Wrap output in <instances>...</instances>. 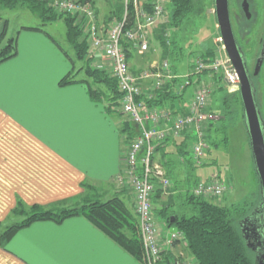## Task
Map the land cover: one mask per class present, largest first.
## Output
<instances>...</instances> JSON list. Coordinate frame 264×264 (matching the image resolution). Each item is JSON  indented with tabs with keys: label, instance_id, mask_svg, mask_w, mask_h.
I'll list each match as a JSON object with an SVG mask.
<instances>
[{
	"label": "crops",
	"instance_id": "0c3cea01",
	"mask_svg": "<svg viewBox=\"0 0 264 264\" xmlns=\"http://www.w3.org/2000/svg\"><path fill=\"white\" fill-rule=\"evenodd\" d=\"M89 2L101 22L113 10L110 0ZM22 28L16 55L0 63L1 225L9 220L17 200L26 206H48L82 194L83 183L108 184L120 172L127 146L119 118L105 110L102 100H93L88 84L80 81L87 78L78 76L81 66L75 68L66 52L41 31ZM4 31L8 37V21L0 17V35ZM133 53L130 66L138 70L152 60L145 64ZM70 72L77 81L60 84ZM190 96L186 90L172 107H185ZM154 159L160 162V153ZM126 197L134 211L130 193ZM181 248L185 251L174 243L166 253L175 258ZM0 264L144 263L84 217L72 216L18 229L0 245Z\"/></svg>",
	"mask_w": 264,
	"mask_h": 264
},
{
	"label": "trees",
	"instance_id": "16d2710c",
	"mask_svg": "<svg viewBox=\"0 0 264 264\" xmlns=\"http://www.w3.org/2000/svg\"><path fill=\"white\" fill-rule=\"evenodd\" d=\"M50 2L51 0H0V5L9 9L24 7L39 18L42 25L58 19L63 20L66 40L74 49L75 57L83 62V66L79 68V71H83L87 78L80 81L88 84L89 96L95 101L102 100L107 112L118 114L119 116L122 115L118 110V101L121 98V94L118 91L116 79L111 77L106 71L91 67L90 60L86 59L88 42L82 30L75 23V17L57 13L51 7ZM197 4L198 0H169L168 22L158 25L153 30V40L161 48V58L167 59L168 54L171 52V42L169 37L165 36L166 31L178 27L185 18L193 13ZM122 12V0H115L111 14L103 23L107 24L113 18H120ZM28 29L40 30L39 27H28ZM133 51L131 48L127 50L126 47V56L129 64L134 54ZM16 53V36L5 37V31L2 32L0 35V63L12 58ZM199 57L213 59L215 54L213 50H206ZM130 69L133 72L140 70L136 69L135 66H130ZM207 74L211 75L205 72L203 77H206ZM211 78L215 82L221 80L220 76L214 74L211 75ZM87 79L90 80V83ZM75 81L77 80L74 78V74L70 72L60 80V84L64 85ZM175 82L173 81L163 89L156 91L154 98L147 101L148 105L151 107L167 106L173 108L172 103L176 99H182L183 94L188 90L184 88L182 93L176 94L173 91V86L176 85ZM92 85H102L105 89L99 90L98 87L93 88ZM222 99L225 113L231 114L238 105L241 107L242 118H244L239 90L226 94ZM214 126L215 124H208L206 138L208 147L204 158L209 154L210 149L217 147L220 142L224 145L227 144L226 132L228 125L224 123L217 128ZM119 131L126 145L138 134L137 126L128 120L120 122ZM212 131L222 136L220 142L213 137ZM190 141V135L185 134L181 139L167 138L156 147L155 154L160 153L159 161L164 166L172 183V187L169 189H172V194L164 201L161 199L162 190L155 185L151 195V202L156 218L164 223L166 227L175 229L182 234L185 242L183 247L194 261V264H252L250 252L244 244L237 220L253 204L245 201L242 205L233 203L226 206L214 203L212 199L195 196L193 194V186L198 180L195 179L191 182L190 171L213 161L208 162L205 159L206 161L202 164L194 162L188 150ZM180 166L187 170V174L182 180L184 181L183 183H181L176 169ZM82 187H90V190H95L93 185L86 183H83ZM123 194V190L116 191L103 200L97 198L99 196L95 194L89 196L80 194L72 198L56 201L48 206L37 204L26 206L22 201L17 200L10 214L22 217V219L6 224L3 227V230L0 231V245L3 246V243L10 239L18 229L35 221L50 220L59 223L68 217L82 216L122 249L144 263L137 216L128 201H126V195ZM25 206L28 208L25 209ZM1 226L0 224V228ZM175 263L176 259L166 253L163 255L160 264Z\"/></svg>",
	"mask_w": 264,
	"mask_h": 264
},
{
	"label": "built area",
	"instance_id": "2783aa9c",
	"mask_svg": "<svg viewBox=\"0 0 264 264\" xmlns=\"http://www.w3.org/2000/svg\"><path fill=\"white\" fill-rule=\"evenodd\" d=\"M122 2L121 17L113 18L107 24L99 21L89 1L51 0L50 5L57 13L75 17V23L88 42L86 59L90 60L92 68L106 71L116 79L121 94L118 110L126 120L137 126L138 134L126 146L123 166L114 181L132 190L144 264H160L163 255L174 243L185 245V242L179 231L169 230L153 212L151 195L155 185L163 193L172 187L164 166L154 159L156 147L167 138L181 139L189 134L190 157L200 163L208 147V124L218 119L213 111L208 110L212 87L203 73L224 78L231 91L239 90V78L226 55L213 59L198 56L191 62L190 71L183 75L177 73L165 58L152 59L147 66L133 72L127 60L126 47L140 55L151 51V48L154 51L153 30L168 22L169 0ZM169 31H166V37H169ZM218 40L221 41L220 37ZM173 81H176L173 86L176 93L191 88V96L185 107L149 106L147 101L154 98L155 92ZM224 189L215 176H210L195 183L193 194L217 200L224 194ZM174 259L175 264H194L192 259L181 262L177 257Z\"/></svg>",
	"mask_w": 264,
	"mask_h": 264
},
{
	"label": "rangeland",
	"instance_id": "374dc122",
	"mask_svg": "<svg viewBox=\"0 0 264 264\" xmlns=\"http://www.w3.org/2000/svg\"><path fill=\"white\" fill-rule=\"evenodd\" d=\"M114 1L115 0H110V2ZM250 2L256 5L255 9L257 11V17L255 22H253L249 27H244L242 32H238L239 28L233 21L232 26L234 33L241 41V47L244 48L246 52L248 68L252 71L264 32V0H250ZM231 6L233 7L234 5ZM213 8V0H198V4L196 5L193 13L185 18L178 27L170 29L169 40L171 42V52L168 54L167 59L177 73L181 75L187 74L190 71L189 66L191 62L206 50H213L215 57L217 58H223L226 55L222 48L221 41L218 40L219 32L216 26ZM0 17L8 21V37H17L18 31L23 29L22 27H39L40 30L38 31L47 35V37L52 42L56 43V45H58L63 52H66L68 57L72 59V63H74L75 68L83 66V62L75 57L74 49L66 40L65 25L63 20L58 19L51 23L42 25L40 19L26 8L18 7L16 9H9L2 5H0ZM152 41L154 51H152L151 48V51L147 52L148 54L137 55V58H143L142 62H145V64H147L151 59L161 58V48L159 44L154 40ZM132 62L136 61L132 60ZM220 72L222 73V70ZM78 76L83 78L84 73L80 72ZM204 78L212 87L208 110L213 111L218 118L215 121L213 120L209 122V124H215V128L220 127L224 123L227 124L226 133L228 140L227 144L224 145L220 142L222 136L219 133L215 134L213 131L211 132L213 137H215L220 144L217 147H212L209 154L200 161V164L206 160L208 162H213L191 170L189 175L190 180L191 182L195 179L206 180L210 176H215V178L224 185L225 189L224 194L220 198L213 200L214 203L229 206L233 203L242 205L246 201V203L255 205L258 200L259 178L255 170L249 138L242 118V110L241 107L237 105L235 111L231 114H227L225 113L222 102V98L226 94L231 92L234 93L235 91H231L229 89L224 81V78L217 82L212 80L211 75L209 74H207ZM92 87H99L103 90L105 89L102 85H92ZM187 89L188 92L189 90L191 91V88ZM256 102L261 104V113L264 118V65L262 66L261 73L258 77ZM115 117L117 119L119 118L120 121L126 120V118L122 115L119 116L118 114H115ZM176 169L178 176L181 179V183H183L184 181L182 180H184L187 170L182 166ZM89 188L90 187L84 188V192L81 195L87 194V196H89L95 194L96 196H99L97 198L103 200L108 198L104 195H107L112 191L115 192L123 190L126 192V196H129L130 193L132 197V190L116 184L114 178L108 184L104 183L101 187H94V191ZM171 192L172 189H168L167 192L163 193L161 199L163 201L166 200L167 197L172 194ZM27 208L28 207L25 206V209ZM9 215V220L1 226L0 231L3 230V227L6 224H11L14 221L22 219V217H17L14 214ZM169 230H172V228ZM178 251L177 259H179L180 262L191 260L188 253L182 248Z\"/></svg>",
	"mask_w": 264,
	"mask_h": 264
},
{
	"label": "water",
	"instance_id": "95a60500",
	"mask_svg": "<svg viewBox=\"0 0 264 264\" xmlns=\"http://www.w3.org/2000/svg\"><path fill=\"white\" fill-rule=\"evenodd\" d=\"M213 6V14L215 15L216 26L223 49L238 74L239 95L244 114L243 121L246 126L253 162L259 178V185L264 193V122L255 101V91L248 75L243 53L233 34L229 17L228 0H213ZM242 7L247 17H249L248 4L245 0L243 1ZM263 59L264 37L261 50L255 63L254 74H257L260 70Z\"/></svg>",
	"mask_w": 264,
	"mask_h": 264
},
{
	"label": "flooded vegetation",
	"instance_id": "af4514ba",
	"mask_svg": "<svg viewBox=\"0 0 264 264\" xmlns=\"http://www.w3.org/2000/svg\"><path fill=\"white\" fill-rule=\"evenodd\" d=\"M243 1L244 0H228L231 26H232V21L236 23V26L239 28L238 32L240 31L242 32V29L246 26L249 27L253 22H255V19L257 17V11L255 9L256 5L251 3L250 0H245L248 4V12H249V17H247L246 12L243 10L242 7ZM231 5L234 6L232 7ZM232 30H233V26H232ZM233 34L235 36V40L239 48L243 53V58L246 63L248 75L254 87V91H255L254 96L256 101L258 77L261 73L262 66L264 65V59L261 64L260 70L258 71L257 74H254L255 64L252 71H250L246 61L247 60L246 52L244 48L241 47L240 44L241 41L234 33V30H233ZM263 37H264V32L261 38L259 52L261 50ZM259 52L255 58V63L258 58ZM256 104L260 111L261 118L264 122V118L261 113V104H259V102L258 103L256 102ZM263 128H264V124H263ZM237 223L241 232V236L244 240V244L250 252L252 264H264V193L262 192L260 185H259L257 203L251 206L250 209H248L240 218H238Z\"/></svg>",
	"mask_w": 264,
	"mask_h": 264
}]
</instances>
